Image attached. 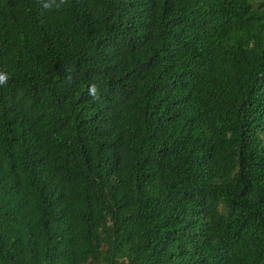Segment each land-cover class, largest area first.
Masks as SVG:
<instances>
[{
  "label": "trees",
  "instance_id": "obj_1",
  "mask_svg": "<svg viewBox=\"0 0 264 264\" xmlns=\"http://www.w3.org/2000/svg\"><path fill=\"white\" fill-rule=\"evenodd\" d=\"M0 72V264H264V0H0Z\"/></svg>",
  "mask_w": 264,
  "mask_h": 264
},
{
  "label": "clouds",
  "instance_id": "obj_2",
  "mask_svg": "<svg viewBox=\"0 0 264 264\" xmlns=\"http://www.w3.org/2000/svg\"><path fill=\"white\" fill-rule=\"evenodd\" d=\"M61 2L63 3L64 0H61ZM47 6V5H46ZM9 79V76L7 73H4V72H0V85H6L7 81ZM95 86H93L91 89H90V94H93L95 95Z\"/></svg>",
  "mask_w": 264,
  "mask_h": 264
}]
</instances>
